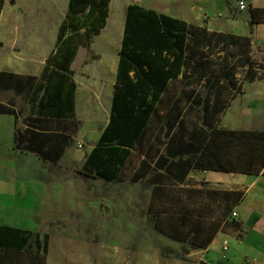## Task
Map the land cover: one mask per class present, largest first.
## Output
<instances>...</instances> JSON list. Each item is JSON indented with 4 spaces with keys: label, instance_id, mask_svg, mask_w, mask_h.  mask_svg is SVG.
<instances>
[{
    "label": "trees",
    "instance_id": "1",
    "mask_svg": "<svg viewBox=\"0 0 264 264\" xmlns=\"http://www.w3.org/2000/svg\"><path fill=\"white\" fill-rule=\"evenodd\" d=\"M5 1L0 0V17ZM111 1H70L67 17L60 26L57 53L49 59L39 81L30 78L24 83L15 75L0 73V99L7 93L10 106L0 104V114L15 116V149L20 153H31L54 167L59 166L65 151L64 139L67 138L50 130L44 123L76 119V83L72 79L71 64L79 47H89L107 25ZM250 12L252 31L256 25L264 24V9L251 6ZM125 16L110 122L97 147L86 155L84 169L79 171L84 179H102L111 183L118 179L152 122L161 95L171 81L187 75L188 50L191 51V60L203 67L205 76L211 69L210 63L204 60L205 53L198 59L195 49L214 50L221 46L220 50L226 52L225 69L244 67L246 62L243 61L249 60L248 81L258 76L264 79V64L260 65L262 72H259L255 70V62L251 61L253 44L249 37L212 33L138 4H130ZM117 25L106 37L104 46L110 50L108 54L116 51L120 40ZM100 66L104 75L110 76L113 57H105ZM104 75L103 78L109 79ZM88 89L89 86L83 88L81 97L85 109L90 112L89 107L94 102ZM235 90L239 95L245 93L242 84L234 80L230 84L221 83L218 77L211 82L202 101L194 97V91L185 93L188 109L201 111L205 115L204 123L200 126L189 123L195 131L189 138L182 137L179 149L174 150L171 144L175 124L183 125L186 121H179L181 111L174 118V112L169 111L159 128V143H154L151 148L152 152L157 151L155 156L163 147L166 154L153 158L151 162L143 160L141 169L132 177V182L144 181L145 188L152 190V202L145 212L148 224L158 234L181 244L180 250L164 246L161 249L164 257L187 260L191 253L208 249L221 231H242L233 212L243 202L245 190L232 189L222 183L203 182L199 187L185 184L189 173L194 170L264 176V129H228L213 120L221 110L230 108L236 99V95H232ZM214 91L216 95L212 97ZM225 93L227 97L222 99ZM18 96L22 103L18 104ZM211 112L215 113L214 117L206 120ZM25 114L28 125L23 130L19 127V120ZM163 137L171 140L160 142ZM66 141L70 142V139ZM48 249V236L41 238L35 232L0 227V264H48ZM10 255L14 258L7 261Z\"/></svg>",
    "mask_w": 264,
    "mask_h": 264
},
{
    "label": "rangeland",
    "instance_id": "2",
    "mask_svg": "<svg viewBox=\"0 0 264 264\" xmlns=\"http://www.w3.org/2000/svg\"><path fill=\"white\" fill-rule=\"evenodd\" d=\"M144 1L148 2V4H153L156 0ZM246 1L248 5L246 12H248L250 11V4L249 0ZM128 2L135 4L137 1L112 0L110 4V14L112 13V17H116L115 22L120 24V40L118 41L115 54L114 52L108 54L110 50H107L108 52L105 50L100 54L98 48L94 47V50L91 46L81 47L79 50L78 55H80L81 59L79 63L72 66V74L77 85L76 92L79 89L80 82L90 77V67L94 64H99L101 59H105L109 55L113 57V60L116 57L117 74L119 52L126 21V4ZM169 3L171 4L172 2ZM171 9L176 10L174 14L180 11L176 6V2H173ZM217 9H219L216 12L217 16L222 17V8ZM237 13L236 11L231 12L230 17L233 18H230V20L228 18H218L228 32L239 33L247 29L241 17L236 19ZM199 27L207 28L203 24L199 25ZM112 30L113 28L109 26L106 33L110 34ZM102 46L105 48L104 45ZM220 49L221 46L214 50L201 47L195 49L199 55L198 59L202 53L206 54L204 60H207L211 66L207 76L204 75L203 67L201 68L200 65L195 64L191 60V51L188 50V63L185 67V74L187 75H181L169 83L167 91L161 95L160 101L154 109L152 122L149 123L144 137L138 145V149L132 151L125 168L118 179L112 183L102 179H84L79 175V171L84 169L86 155L97 147L99 138H101L104 129L110 122L116 74H114L110 83L108 100L105 103L101 101L89 107V111L96 110L95 117L89 116L84 103L82 107L81 105L78 107L77 103L75 120H50L44 123L50 130L60 132L67 138L64 139L65 151L62 153L59 166L54 167L42 161L36 155L25 153L20 158V169L22 178L30 176L31 182H44V185L39 190L35 186L30 185V199L32 202L29 208L33 211L41 208L45 215L44 219L52 221L53 231L60 234L63 233L62 236L67 238V242L64 244L63 240H61L62 236L59 235L51 244L48 258L49 264H196L197 261L192 257L190 258V255L187 256V260L161 255V249L164 246L180 250L181 244L158 234L148 224V217L145 212L148 211L152 202V190L145 188L144 181L132 182V177L135 172L141 169L143 160L151 162L153 158L157 159L159 156L166 154L163 147L160 154L155 156L157 151L152 152L151 148L154 143H159V128L164 123L165 116L169 111L174 112L173 118L175 115L178 116L181 111L182 114L179 121H186V124L183 125L175 124V137L173 144H171V148L174 150L179 149L182 137L186 136L189 138L192 132L195 131V128L189 123L193 122L197 126L204 123L205 115L201 111L188 109L189 105L185 100V93L194 91V97L202 101L209 92L211 82L219 77L221 83L230 84L234 80L237 84H242L244 91L248 92L247 94L249 95H254L258 92L264 94V79H259V76L251 82L247 79L249 70L247 62L249 60L243 61L246 62V67L239 65L234 69H232V66L225 69L223 62L226 52ZM250 58L251 61L255 62V70L262 72L259 67L264 64V54L260 53L259 49H255L254 54L250 55ZM225 73H227L226 76L224 75ZM222 75L224 76L221 77ZM188 82H191V84H188ZM238 93L239 91L235 90L232 95H236V98L242 96ZM211 95L215 97V91L211 92ZM226 97L225 93L222 99ZM214 115V112L209 113L206 120L210 121ZM226 115V111L221 110L213 120L218 126H224ZM26 119L27 114L19 120V127L23 130L28 125ZM257 122L256 120L251 125L247 124L246 128L262 129L264 123L258 124ZM68 138L70 142L66 141ZM166 139V137H163L160 142H165ZM79 144L83 146L79 147ZM204 171H191L185 184L191 187H199L203 182H208L201 180V173ZM211 184L218 185L221 183ZM41 194H43L42 200L38 202L37 195ZM19 216L14 217L19 219ZM228 233L237 232L229 230ZM13 258L14 256L10 255L7 261ZM24 260L26 261V259Z\"/></svg>",
    "mask_w": 264,
    "mask_h": 264
},
{
    "label": "crops",
    "instance_id": "3",
    "mask_svg": "<svg viewBox=\"0 0 264 264\" xmlns=\"http://www.w3.org/2000/svg\"><path fill=\"white\" fill-rule=\"evenodd\" d=\"M71 0H6L0 17V73L15 75L21 78L24 83L27 79L40 80L43 72L48 66L49 59L57 53V40L59 39L60 26L67 17ZM135 4L142 5L167 16H177L188 24L196 26L204 25L212 33H228L231 35H243L252 40V54L255 49H259L264 54V24L256 25L250 31L249 22L251 20L250 11L239 9L240 0H156L153 4H148L144 0H136ZM162 1V2H160ZM14 2V3H13ZM169 2H172L171 4ZM173 2L180 11L171 9ZM112 3V1H111ZM132 2H128L126 7ZM250 8L259 7L264 9V0H249ZM222 8V17L216 12ZM117 9V8H116ZM236 11L237 18L241 17L247 29L242 32H228L220 23L218 18H228L231 12ZM244 13V14H243ZM116 17H112L109 9L107 25L100 35H97L90 46L95 50L98 48L100 54L106 49V32L114 25ZM234 21V20H233ZM236 21V20H235ZM238 21V20H237ZM120 28V24L117 25ZM124 37V29H123ZM118 46V45H117ZM83 48L80 46L78 49ZM95 47V48H94ZM120 49V48H119ZM121 50V49H120ZM97 51V50H96ZM107 51V50H106ZM117 51V49H116ZM114 52V54L116 53ZM119 51V50H118ZM75 56L72 66L79 63L80 55ZM98 52V51H97ZM99 53V52H98ZM120 53V52H119ZM100 63L90 67L91 75L87 80L80 82L79 89H75L76 105H83L82 91L85 86H89L88 95L93 99V105L109 98L110 83L116 74L117 60L114 57L113 72L110 76L104 75ZM108 76L109 79L102 76ZM72 79L76 83L73 77ZM243 93L242 96L233 100L227 109L225 128L247 129V124H253L256 120L258 124H263L264 120V94L254 95ZM8 94L0 99V104L10 107ZM18 104L22 103L21 97L17 98ZM75 105V111H77ZM89 116L95 117L96 110L87 112ZM78 115V114H77ZM15 116L0 114V227H12L13 229L27 230L35 232L42 238L49 237V249L57 236L63 233L54 232L52 221L44 219V212L39 208L33 211L29 207L30 185L41 189L43 181L39 183L31 182L30 176L21 177L22 154L15 149ZM239 119V120H238ZM254 119V120H253ZM59 121H65L64 119ZM261 121V122H259ZM264 126L262 129L263 130ZM201 180L210 183H224L230 188L245 190L246 196L240 206L236 207L238 213L237 221L241 225V232L230 234L220 232L208 249L195 251L190 254L199 264L201 262L209 264H264V176L255 174L224 173L214 171H204L201 173ZM21 189V191H19ZM41 195H37L38 202L42 200ZM19 216V219L14 216ZM63 243L67 238L62 236ZM224 243L228 244V251H224ZM48 249V258H49ZM49 264V261H48Z\"/></svg>",
    "mask_w": 264,
    "mask_h": 264
},
{
    "label": "built area",
    "instance_id": "4",
    "mask_svg": "<svg viewBox=\"0 0 264 264\" xmlns=\"http://www.w3.org/2000/svg\"><path fill=\"white\" fill-rule=\"evenodd\" d=\"M239 9L240 10H246L247 9V5H246V3H245V0H240L239 1ZM83 145L82 144H79V147H82ZM233 218H235L236 220H237V218H238V213H237V211L236 210H234V212H233ZM223 249H224V251L225 252H227L228 251V244L227 243H224V245H223Z\"/></svg>",
    "mask_w": 264,
    "mask_h": 264
}]
</instances>
